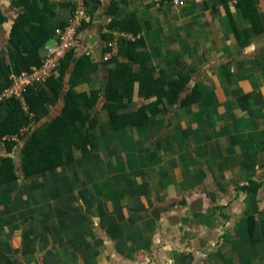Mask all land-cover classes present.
<instances>
[{"label": "crops", "instance_id": "obj_1", "mask_svg": "<svg viewBox=\"0 0 264 264\" xmlns=\"http://www.w3.org/2000/svg\"><path fill=\"white\" fill-rule=\"evenodd\" d=\"M35 1L0 0L4 65L17 39L39 40L38 16L28 12L37 2L54 14L46 32L67 26L72 0ZM88 1L77 55L90 53L98 69L76 91L103 90L106 42L115 52L121 35L133 41L119 29L131 16L138 49L149 56L128 60L132 72L154 68L167 81L189 80L177 103L164 99L136 127L113 130L101 96L94 148L87 156L74 149L71 161L44 173L26 176L23 141L8 152L0 140V166L11 157L17 176L0 182V264H264V0ZM54 37L38 50L41 59ZM131 88L129 111L156 100L138 96V81ZM189 95L195 101L182 106ZM52 103L36 127L59 115L62 98ZM250 181L261 184L256 193L241 190ZM136 236L144 249L133 247L127 259L121 248Z\"/></svg>", "mask_w": 264, "mask_h": 264}, {"label": "trees", "instance_id": "obj_2", "mask_svg": "<svg viewBox=\"0 0 264 264\" xmlns=\"http://www.w3.org/2000/svg\"><path fill=\"white\" fill-rule=\"evenodd\" d=\"M88 2L85 0V5H89ZM28 12L37 14L36 20L39 27L32 31L41 34H39V40L36 43L28 42L26 44V42L17 39L9 48L8 64L4 65V61L0 59V96L4 89L11 86L12 76L19 75L21 72L41 64L43 57L41 59L38 50L50 40L53 34L55 35L56 29L65 28L61 26L54 29V26H50V30L45 31V21L47 19L51 21L54 15L52 9L45 3L42 8H39L37 2L28 8ZM85 24L86 22L83 23L82 29ZM119 29L130 33L133 41L129 37H120L121 41L114 52L113 47L109 46L110 41H107L109 37L106 38L103 65L109 66V76L103 90L96 89L92 93L75 90L76 86L88 82L89 74L96 71L98 65L91 60L90 53L77 55L78 52L68 51L61 61L58 77L52 76L42 85L28 87L23 94L24 101L11 96L0 102V107L7 106V116L0 118V140H3L8 152L23 141L22 171L26 176L62 167L65 162L73 159L74 149L81 150L85 156L90 153L94 148L95 137L91 131L95 129L99 120L94 110L101 96H103L102 111L107 113L109 125L113 130L141 125L149 115L159 113V106L164 104V99L170 104L178 102L180 92L189 80V76L181 74L180 84H178V81H167L164 71H159V76L156 77L154 68L133 73L127 64L128 60L139 63L147 60L149 56L138 49L139 39L133 37L138 33L133 16L128 18ZM21 50L27 55H21ZM71 61H73L74 67L66 82V74L71 66ZM137 81L142 83V90L138 96L145 99L154 96L156 100L129 111L127 108L133 96L131 86ZM66 83L69 86L61 95ZM60 97L63 106L59 115L43 126L36 127V124L48 115L47 106L53 104V101L59 100ZM194 101V95H189L183 99L181 104L186 106ZM0 174V182H10L16 179L11 157L4 159L0 166ZM260 186L261 184L250 181L248 185L242 186L241 190L252 194L256 193Z\"/></svg>", "mask_w": 264, "mask_h": 264}, {"label": "built area", "instance_id": "obj_3", "mask_svg": "<svg viewBox=\"0 0 264 264\" xmlns=\"http://www.w3.org/2000/svg\"><path fill=\"white\" fill-rule=\"evenodd\" d=\"M150 1V0H149ZM73 11L64 29H56L54 43L45 47L46 55L39 66H34L28 71H23L19 75L12 76V84L4 89L0 102L7 100L11 96L18 97L24 101V92L28 87L42 85L48 78L59 76L61 61L68 51L78 52L80 49V29L84 22L88 21V9L85 0H73ZM155 7H162L165 4H172L178 7L182 0H151ZM118 33H114L117 38ZM120 36V34H119ZM124 37V35H121ZM109 46L114 47L113 41Z\"/></svg>", "mask_w": 264, "mask_h": 264}, {"label": "rangeland", "instance_id": "obj_4", "mask_svg": "<svg viewBox=\"0 0 264 264\" xmlns=\"http://www.w3.org/2000/svg\"><path fill=\"white\" fill-rule=\"evenodd\" d=\"M151 1V0H150ZM150 3H152V2H150ZM152 5L155 7V5H154V3H152ZM188 222H186V221H182L181 222V225H186ZM131 225L133 224V223H130ZM142 241H143V238L142 237H135L134 238V244L132 245V246H130L129 244V247L127 246V248H128V250L132 247V249H131V253H125V250H126V247H122L121 248V253H123V256L125 257V258H127V259H129V258H135V256L132 254V250H133V247H135V248H137V249H144V247H143V245H142ZM128 250H126V251H128ZM129 257H128V256ZM135 262H134V259L133 260H131V262L129 263V264H134ZM143 264H144V262H143ZM145 264H147V262L145 263ZM170 264V263H169ZM172 264H174V263H172Z\"/></svg>", "mask_w": 264, "mask_h": 264}]
</instances>
